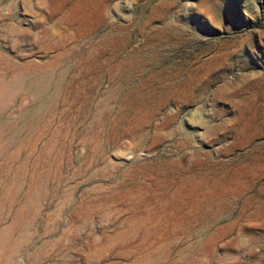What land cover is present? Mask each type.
<instances>
[{
	"label": "rangeland",
	"instance_id": "obj_1",
	"mask_svg": "<svg viewBox=\"0 0 264 264\" xmlns=\"http://www.w3.org/2000/svg\"><path fill=\"white\" fill-rule=\"evenodd\" d=\"M0 264H264V0H0Z\"/></svg>",
	"mask_w": 264,
	"mask_h": 264
},
{
	"label": "bare ground",
	"instance_id": "obj_2",
	"mask_svg": "<svg viewBox=\"0 0 264 264\" xmlns=\"http://www.w3.org/2000/svg\"><path fill=\"white\" fill-rule=\"evenodd\" d=\"M76 53V52H75ZM148 90V89H147ZM162 128V127H161ZM32 141V140H31Z\"/></svg>",
	"mask_w": 264,
	"mask_h": 264
}]
</instances>
